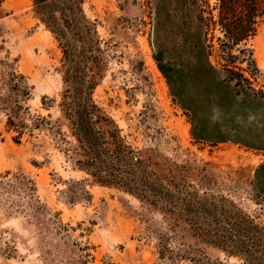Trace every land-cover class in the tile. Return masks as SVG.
Here are the masks:
<instances>
[{
  "label": "rangeland",
  "instance_id": "rangeland-1",
  "mask_svg": "<svg viewBox=\"0 0 264 264\" xmlns=\"http://www.w3.org/2000/svg\"><path fill=\"white\" fill-rule=\"evenodd\" d=\"M218 15L0 0V264H264V18Z\"/></svg>",
  "mask_w": 264,
  "mask_h": 264
},
{
  "label": "trees",
  "instance_id": "trees-1",
  "mask_svg": "<svg viewBox=\"0 0 264 264\" xmlns=\"http://www.w3.org/2000/svg\"><path fill=\"white\" fill-rule=\"evenodd\" d=\"M55 0H35L37 5L44 7L50 2ZM60 8V6L56 7ZM219 15L217 21H212L207 24V27L211 25H219L221 30L227 39L226 53L234 59L233 52L242 43H246L253 39L259 30L262 19L264 18V0H218ZM61 10L64 11L62 8ZM229 62V61H228ZM230 66V65H229ZM249 82L247 79H245ZM239 83L236 82V85ZM87 115L85 111L79 116V129L80 134L85 137H93L95 140V132L88 125V121L84 120L82 115ZM13 124V121L10 120ZM91 139V141L93 140ZM90 140V139H89Z\"/></svg>",
  "mask_w": 264,
  "mask_h": 264
}]
</instances>
